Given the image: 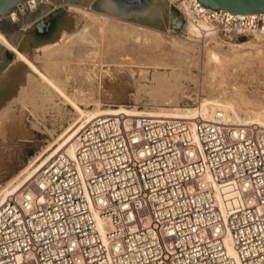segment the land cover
Returning <instances> with one entry per match:
<instances>
[{
  "label": "built area",
  "instance_id": "built-area-1",
  "mask_svg": "<svg viewBox=\"0 0 264 264\" xmlns=\"http://www.w3.org/2000/svg\"><path fill=\"white\" fill-rule=\"evenodd\" d=\"M173 4L204 34L264 35V13ZM0 264H264V126L96 117L0 205Z\"/></svg>",
  "mask_w": 264,
  "mask_h": 264
},
{
  "label": "rangeland",
  "instance_id": "rangeland-1",
  "mask_svg": "<svg viewBox=\"0 0 264 264\" xmlns=\"http://www.w3.org/2000/svg\"><path fill=\"white\" fill-rule=\"evenodd\" d=\"M94 1L90 0L86 6H79L72 3H61L60 0H58V4H54L51 0H47L46 3L51 5L52 8L29 23L26 24L28 12L23 16H18L14 11L15 19H12L14 22H18L20 25L18 29L22 30L14 47L19 51H24L31 57L37 54L35 61L39 62L38 65L49 71V73L54 71V66L61 59L55 53L58 47L54 44L58 38L64 36V44L71 48L70 56H64L65 59H73L82 55L81 60H70V65L80 75H82L80 70L83 72L84 69H88L92 74L94 73L93 83L95 82L92 91L87 90V94L85 90L86 97L90 101L82 102L83 104L79 103L83 111H91L94 106L100 110L125 109L128 111L133 110V108L141 111L173 109L175 107L197 108L204 98L218 99L221 95L218 89L219 84L226 82L230 84L228 98L239 102L238 106L242 111L240 114L242 118L244 117V112L250 117L264 114V69L262 68L264 66H261L257 60L253 61L254 64L251 66L238 67L236 69L230 67L225 74L216 73V75H213L209 66L204 67V69L201 66L195 67L193 61L188 58L189 61L191 60V64L187 61L189 65H182V69H178L179 66L171 67L176 72L179 70V73L175 74L178 77L176 76L177 79L175 78L174 80L178 82H176L178 85L171 81L177 87L181 86L176 97L178 102H173V96H170L167 101L161 102L156 100L145 89H140V86L151 82L154 67L138 66V64L130 65L129 62L133 58L128 55L125 57L124 52L125 54L128 52L117 48V46L112 50V53L109 47L118 45V42L112 39L111 36H107L110 33L105 32L107 25H104L102 19L109 16L108 21L112 25L115 23L113 25L117 31V35L114 34L115 38L119 36L118 29H121L119 27L123 26L127 31L131 30V27L134 29L131 30L134 31L132 33H135L136 29L141 27V31L149 33V30L142 28L146 27L154 30L159 40L166 44H172L177 47L193 45L197 52H201L205 46L204 49L206 51L208 48L219 51L221 49L231 50L232 47H235L239 52L250 51L253 59H257L256 57L260 54V57L264 56L262 52L257 53L250 46L263 47L264 35L244 33L227 39L222 34L202 33L197 37L189 35V37L187 36L188 39H185L188 22L186 23L182 13L174 6L173 0H154L165 31L92 10L90 6ZM1 19L0 17V21ZM133 37L135 36L133 35ZM138 38L141 40L140 34ZM0 45L7 49L2 43ZM10 52L12 53V51ZM122 53L123 55H120ZM112 56L113 59H110ZM14 58V53H12L9 63L0 71V76L3 73H7V75L5 74L6 76H9L8 74L13 75V73L21 69L18 66L8 71V68L15 64ZM114 59L117 60V63H114ZM143 72L145 73V78L139 77ZM206 75L215 84L216 88L214 91L204 89V78ZM15 89L10 87L9 90L0 92V95L2 94L0 102L2 100L3 103L6 94L10 93L9 95L11 96L16 94L15 91L17 89ZM240 95L243 96L242 100ZM54 99L55 105L45 104L34 108L29 104L24 107L22 106V101L12 97L9 103L0 106L1 189L5 187V183L16 177L22 169L27 167L40 152L43 153L49 144L52 147L51 149H54L65 138V130L77 115L70 106L62 104L57 98ZM250 122L254 121L251 120ZM80 124L81 122L76 124L73 130L78 129ZM50 151H45L42 156H46Z\"/></svg>",
  "mask_w": 264,
  "mask_h": 264
},
{
  "label": "bare ground",
  "instance_id": "bare-ground-1",
  "mask_svg": "<svg viewBox=\"0 0 264 264\" xmlns=\"http://www.w3.org/2000/svg\"><path fill=\"white\" fill-rule=\"evenodd\" d=\"M108 17L109 16H106L102 19L104 25L105 26L107 25L105 32L110 33L107 36H111L112 39L118 42V45L109 47L110 51H112L117 46V48H121L124 51L128 52L126 54L124 52L125 57H127L126 55H128L129 57L133 58V60L129 62L130 65L138 64V66L140 65L153 66L154 72L151 76V82L146 85L140 86V89H145L156 100H160L161 102H165L170 98V96H173L174 97V98L172 97V99H174L173 102L176 103L177 93L180 90L181 86L177 87L176 85H174V83L177 82V81L175 82L174 80L177 76L175 74L179 73L178 72L179 70H177L176 72L174 69H171V67L179 66L178 67L179 69L182 67V65H189L187 64L188 63L187 61H189V59L193 61L195 67L201 66L204 69V67L209 66L211 68L210 72L213 75H216V73L225 74L226 70L230 67L232 69H236L238 67L251 66L252 64H254L253 61L255 60H257L261 66L262 65L264 66V56L260 57L261 54L256 57L257 59H253L251 57L250 51L239 52L235 49V47H232L231 50L221 49L219 51L218 50L216 51L213 48H208V50L206 51V49H204L206 46L202 48L203 50L201 52H197V49H195L193 45L192 46L183 45L181 47H177L172 44H166L165 42H161L158 36L155 34L154 30L146 27H142V28L149 30L150 31L149 33L141 31L140 30L141 27L139 29L136 27L137 29L135 33H132L134 31L131 30L134 29L131 27H130L131 30L129 31H127L126 28H124L123 26H122L123 28L119 27L121 28L118 29L119 36L118 38H115L114 34L117 35V31L113 26L115 23L112 25L110 21H108ZM9 18L11 20L15 19L14 11L10 12ZM187 22L188 24L186 27L185 39H188L189 35L190 36L193 35L194 37L195 36L197 37L202 34L200 29H198L194 24H192L190 21ZM139 34L141 40H139L138 38ZM133 35L135 37H133ZM181 38L183 37L181 36ZM63 40H64V36L58 38L56 43L54 42L55 43L54 45L58 47L57 50H55V53H57L60 56L59 59L60 58L61 59L60 62L54 66V71H52V73L50 72L51 73L50 74L49 71L45 70L43 67L38 65L39 62L37 63L35 61V59H37L36 56L37 54L35 55L36 57L35 56L31 57L28 56L24 51L22 52L17 50L6 40L4 35L0 33V43H2L9 51H12V53H14L15 56L14 58L15 64L9 67L8 71L17 68L18 66L21 68L20 70H18V72L13 73V75L8 74L9 76H6L7 73H3L0 76V92L9 90L10 87L17 89V91H15L16 94L12 96L9 95L10 93L6 94L5 98L3 99V103L2 100L0 102V106L9 103V100H11L12 97H16L20 101H22L23 102L22 106L25 107L26 105L29 104L34 108L37 106H43L45 104L55 105L56 103L54 98H57L62 102V104L66 106H70L72 109H74L77 115V117L72 120L73 122L68 125L64 134L65 138L63 137L64 139L62 140L61 143H58V146L56 148L51 149L52 147L49 144L46 147V150L44 149V152L51 150L46 156H42L44 152L43 153L40 152L27 167L22 169V171L16 177L11 179L9 182L5 183L4 185L5 187L2 186L3 188L2 189L0 188L1 189L0 205L7 198V196L18 194L21 191L23 185L37 171H39L48 162V160H50L57 154L62 153L70 157H73L74 138L77 134V131H79L85 123L90 122L99 116L116 114L119 110L127 111L133 115L149 114L159 118L192 119L195 116L208 117L214 110L220 109L223 111L226 119L234 124L256 123L261 126H264V114H259L257 116L250 117L248 116V114L244 112V117L242 118L240 116L242 111L238 106L239 102L232 101L228 98V93L230 91V84L226 82L219 84L218 89L221 95L218 99H214L210 97L204 98L203 101L199 103V106L197 108L175 107L173 109L172 108L157 109V110L152 109L147 111L145 110L141 111L133 108V110L128 111L125 109L100 110L96 106H94L93 110L85 112L80 108L79 103L90 101L89 99H87L86 96L88 94L87 90L92 91L93 89L95 83V82L93 83L94 73L92 74L91 72H89L88 69L86 70L84 69L83 72L82 70H80L82 74L80 75L78 72L72 69V65H70L71 64L70 60L71 61L81 60L82 55L81 57L79 56L73 59H65L64 56H70L69 53L71 52V48L67 47L64 44ZM250 46L253 47L254 51H256L257 53L262 52V54H264V46L263 47H258L254 45H250ZM118 52H122V51H118ZM120 55H123V53ZM110 59H113V56ZM190 61L189 63L191 64ZM114 63H117V60H115ZM262 68L264 69V67ZM144 74H145L144 72L142 75L139 74L140 75L139 77L145 78ZM204 79H205L204 89H206L207 91L208 90L214 91L216 87L213 81L209 79L207 75ZM171 81L172 82L174 81V83L172 84ZM0 96H2V94ZM82 96L83 98H81ZM240 99L241 100L243 99L242 95H240ZM4 101L6 102L4 103ZM251 120L254 122H250ZM80 122L81 124L79 128L78 129L75 128L76 130H73L74 126ZM226 243L230 249L229 241L227 240Z\"/></svg>",
  "mask_w": 264,
  "mask_h": 264
},
{
  "label": "water",
  "instance_id": "water-1",
  "mask_svg": "<svg viewBox=\"0 0 264 264\" xmlns=\"http://www.w3.org/2000/svg\"><path fill=\"white\" fill-rule=\"evenodd\" d=\"M25 0H0V32L6 39L16 46L22 30L17 21L9 18L11 11L16 10V5L22 3L25 12ZM58 4V0H51ZM61 3H72L86 6L90 0H60ZM36 2V10L28 11L26 24L40 16L50 8L47 3ZM204 8L211 10L224 9L233 14L264 13V0H197ZM90 9L115 17L133 21L142 25L165 31L154 0H95ZM12 53L0 45V71L9 63Z\"/></svg>",
  "mask_w": 264,
  "mask_h": 264
}]
</instances>
